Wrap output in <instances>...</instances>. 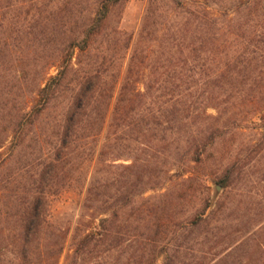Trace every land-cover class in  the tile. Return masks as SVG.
<instances>
[{"label": "trees", "instance_id": "obj_1", "mask_svg": "<svg viewBox=\"0 0 264 264\" xmlns=\"http://www.w3.org/2000/svg\"><path fill=\"white\" fill-rule=\"evenodd\" d=\"M126 1L0 0V264H60L67 233L52 227L51 201L81 190L82 209L96 219L98 173L108 176L133 142L163 162L175 147L181 161L200 163L208 142L197 141L193 129L209 119L197 100L207 93L209 101L210 87L227 93L249 81L247 97L263 99L251 111L264 109L257 74L264 0H173L181 21L172 23L150 1L134 44L119 29ZM232 91L226 101L240 96ZM136 163L119 166L122 180H140L142 172L132 174ZM235 171L225 172L222 188ZM135 182H125L118 211L132 202ZM111 186L105 180L101 187ZM204 216L205 209L190 225ZM94 219L62 264H96L100 245L113 249L110 218L100 226ZM167 232L164 226L151 235L165 240ZM130 258L124 264H138Z\"/></svg>", "mask_w": 264, "mask_h": 264}, {"label": "rangeland", "instance_id": "obj_2", "mask_svg": "<svg viewBox=\"0 0 264 264\" xmlns=\"http://www.w3.org/2000/svg\"><path fill=\"white\" fill-rule=\"evenodd\" d=\"M150 1L156 2L160 13L168 14L171 23L181 21L179 12L175 14L171 9L173 0H127L119 29L132 37L133 44ZM257 74L264 85V64L258 65ZM250 85L247 81L243 86L224 88L227 93L241 89L240 96L228 101L223 89L213 87L207 89L211 92L209 101H203L207 93L197 100L209 116L206 123L193 129L197 141L208 142L200 163L181 161L186 158L174 155L175 147L164 152L169 158L163 162L156 158V151L142 149L133 142L128 152H121L112 163L117 168H112L108 176L98 173L96 219L93 213L82 209L83 191H66L55 197L50 204V221L53 228L67 233L60 264L91 218L96 226L102 219L110 218L113 249L106 253V247L100 245L96 264H124L129 257L138 264H162L165 257L170 258L171 264H264V109L251 111L263 99L247 97ZM202 90V86H197L193 92L199 96ZM134 160L137 165L132 174L142 172L140 180L135 182L133 175L122 180L125 171L119 166L130 165ZM232 165H236V171L228 188H222L219 180ZM105 180L112 184L107 191L101 187ZM126 181L135 182L134 188H128L132 202L118 211V199L127 190ZM216 187H220L219 191ZM106 200L110 205L108 212ZM204 209L206 221L190 225ZM164 226L167 239L163 240L162 234L151 235ZM176 235L179 239L185 235L186 239L181 242L175 239Z\"/></svg>", "mask_w": 264, "mask_h": 264}, {"label": "water", "instance_id": "obj_3", "mask_svg": "<svg viewBox=\"0 0 264 264\" xmlns=\"http://www.w3.org/2000/svg\"><path fill=\"white\" fill-rule=\"evenodd\" d=\"M220 187H216V191H219Z\"/></svg>", "mask_w": 264, "mask_h": 264}]
</instances>
